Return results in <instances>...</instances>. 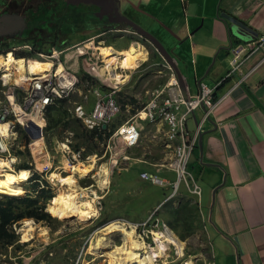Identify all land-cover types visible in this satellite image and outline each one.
<instances>
[{"label": "crops", "instance_id": "obj_1", "mask_svg": "<svg viewBox=\"0 0 264 264\" xmlns=\"http://www.w3.org/2000/svg\"><path fill=\"white\" fill-rule=\"evenodd\" d=\"M110 1L112 12L101 18L102 24L114 21L116 26L111 32L119 40L130 29L126 22L148 29L147 33L165 45L164 51L173 60L183 93L190 99L197 96L200 83L216 88L231 69L232 48L245 44L232 35L231 24L223 14L245 24L256 40L264 37V0ZM88 33L93 37L96 30ZM256 44L244 46L254 50ZM263 60L264 48L255 49L242 70L217 90L220 98L230 94L204 123L190 165L203 191L201 200L183 187L177 202L168 209L169 203L160 209L169 190L162 189L163 195L156 193L148 198L147 192L159 186L140 179V172L151 170L146 164H139L135 175H129L130 170L121 171L115 182L124 195L128 194L123 205L134 223L159 209L158 217L167 223L168 211L188 202L187 214L182 215L184 226H192L191 236L198 230L207 232L213 254L211 264H264ZM17 61L20 60H15V67ZM249 72L247 80L242 81ZM126 76L122 78L125 80ZM205 113V109H199L195 119L188 121L191 132ZM161 129L165 131L164 127ZM155 156L160 159L159 150ZM161 175L174 174L162 171ZM184 226L176 227L177 231L182 230L178 232L181 235L189 233Z\"/></svg>", "mask_w": 264, "mask_h": 264}, {"label": "clouds", "instance_id": "obj_2", "mask_svg": "<svg viewBox=\"0 0 264 264\" xmlns=\"http://www.w3.org/2000/svg\"><path fill=\"white\" fill-rule=\"evenodd\" d=\"M100 21H102V19H100ZM128 23L131 24V25H129L126 23L128 25V28H130V29H127L124 32V34H127V35H125L124 38L130 36L127 39V40H129V44L133 41V43H135V47H137V48L143 47L147 51V60L141 62L140 67L147 64L148 56L150 57V52H151L152 54L155 55V60L153 62L154 66H161L163 68V70L167 72V78H166L167 80L164 84L159 85L161 87H157V88L153 89L151 92H149V97L147 98V100L145 102H143L142 105L136 106L137 99L134 97H132V98L135 99V102H133L132 100H129L128 103H125L124 104L125 110L127 108L130 109L129 110L130 117L127 120L121 121V116L117 115L113 119L111 125L105 124V125H103V129H101V130L100 129H94V130H97L98 132H103L102 135L105 137V140L100 141L98 143H102L104 145L103 153L105 152V150H107V154L109 157V158L106 157L105 159H99V160H98V158L95 157V159L97 161H103V165H106L110 170V183L108 185V188L111 185V174H113L114 172L118 171L120 173L121 171L122 172L128 171L132 166H136L139 164L148 165L151 168V170H145V171L140 172V175H139L140 179H142L143 181L149 182L151 185L159 186L161 188H166L167 190H169L168 193H166V197H165L166 200L164 201V204L160 207V209L163 208V206H165L167 203L177 202V200L180 197L179 194H180L181 188H183V187H185L189 191L190 194L195 195L198 200H201L202 196H203L202 188H201L199 182L194 177V175L190 172L189 166H190L191 160L194 156V152L198 146L199 138L202 135L201 133H203V131L198 135L197 145H196V147L192 153V156L190 158V162L188 165V172L193 176L195 182L201 188V191H202L201 196H198V195L192 193L191 190L189 189V187H187L185 185V183L181 184L180 187L178 188L177 193L174 196H172L173 188L171 186H160L158 184L152 183L149 180H145L141 177V175L143 173H149L151 175H157L161 178H165L171 182H175L177 180V175L172 171H170V172H172L174 174V177H175L174 179H171L168 177H162V175H161L162 171H169V170H167L163 167L156 166V165L163 164V162L166 158L165 157L166 152L168 153V151L166 150L165 145H164L165 135L167 132V126L163 125L161 123L152 124L148 121H143V120H137V121L135 120L134 121L133 118L137 114V112L142 109L143 105L148 101V99L151 97V95L156 90H161L164 87H166L172 81L173 78L179 82L180 88H181V84H180V81H179V79L175 73V69H174V66L172 63L173 60H171L169 58V55H167L164 51L165 45L163 43H160L157 39L155 41L154 40L155 38L152 35H150L149 33H147L148 29L143 28V30H144L143 31L137 26L134 27V25L131 22H128ZM100 24H102V22H100ZM95 30L97 32L96 26H95ZM111 31H112V28L109 29V31H107L106 33H103L100 35L95 34L93 36V38H98V37L100 38L102 36H106V34H108ZM85 32L88 33V31H84V32L78 33V35L85 33ZM151 37L154 38L153 39L154 41L151 40L152 39ZM256 39H257V37L248 43H253V44L257 43L255 49L264 48V37L260 38L258 40H256ZM104 41L105 40L98 41V46L95 45L94 40H93V43H91L92 46L85 45V42H87V41L80 42L78 45L76 43L72 44V42H70V43L63 42V43H59V44L50 45L48 49L40 48L42 50L37 51V50H35V46L32 43H30V41L24 40L21 42V41H19V39L14 38L6 46L0 48V56H6L7 57L9 54H12L16 59H24L27 62H29V61L30 62L40 61V62H44V63H49L51 61H46L45 59H42L41 55H51L53 52H56V51L57 52L64 51V53L62 54V60L64 62V65L67 67H71L75 71H77L78 77L80 79L79 85H81V82H82V85L84 83H86V84H85V89L83 90L84 93H82V98H78V97L72 95V97L70 98L71 102L68 99H59L56 101V103H58L60 101H64L65 106L72 113V115L75 118H77L78 120H80L81 123L84 125V127L90 131V129H88L85 126L83 121L81 119H79L78 117H76V115H75L76 105L81 104L83 106L85 112L88 114L91 113L95 107L96 98L93 95L88 94V88L86 87L87 82L91 83L92 85H95L96 88H100V90L102 91L103 94H107V93L111 92L112 90H114L113 87L116 85H118L120 90H121V86H122L121 83H117V81H114L111 78L106 77V76L103 77L104 78L103 82L97 81V79L95 77H93V75L88 71V67L89 66L91 67V65H92L89 58H92V60L94 59V56H93V54H95L94 52H96V55H99L100 58L102 59V63H103L102 67L105 66V62H104L98 48H100L101 46L112 47V48H114V47L113 46H106V43ZM248 43H245L244 45H248ZM81 44L84 46L83 48L80 47ZM244 45L242 44V45L236 46L235 48H232L231 59H230V68L231 69L228 72V74L225 76V78L216 86V88H211L208 86L210 89L213 90V100L217 104V106H216L217 108L222 103V101H224L230 94V92H227L225 95H223L220 98L217 96V90L223 84L228 82V80H230L232 78L234 73L240 72L242 70L243 65L247 62V60L250 58V56L255 52V49L254 50H248ZM24 46H28V47L24 48ZM132 46H134V45H132ZM159 46L162 47V50L160 49ZM17 47H22V48L18 51H14L13 48H17ZM147 48L149 49L150 52L148 51ZM114 49L117 51H126V49H128V48H125L122 50L121 49L118 50L116 48H114ZM236 51H239L241 53V56H243V58H247L239 70H234L232 68V65H231V61L233 60ZM73 54L76 55L74 60H72ZM156 55H157L158 59H156L157 58ZM80 60H81V63H80ZM262 62H264V60ZM79 63H80V65H79ZM102 67H100V68H102ZM9 69L11 72H13L10 75L14 76V74H18V71L16 69H14L13 66H11V68H9ZM81 70L86 72L89 76H91L92 79L87 80V81H82L80 78V74L82 72ZM158 70H159V68H158ZM97 71L99 72V68H97ZM39 73H40V71H39ZM250 73L251 72H249L247 75L242 77V81H246L247 77L250 76ZM26 76L29 79H31L32 76H35V75H31V74L29 75L27 73ZM9 82L12 83L13 85H15L12 80L6 81V83H9ZM201 84H204V83H200L199 87ZM27 85L28 84L23 83L19 86L23 87V89H26ZM238 85L239 84L233 86V88L231 90L238 87ZM104 87H106L107 89H104ZM120 90L117 91V93L115 94L116 100H117L119 105H120V103L117 99V94H122V93H120ZM181 90H182V88H181ZM182 92H183V90H182ZM86 94H88L87 100L89 99V97H92L94 99L93 100L94 102H91L89 104L84 103L83 98H85ZM87 100H86V102H87ZM11 101L13 102V104H11ZM11 101H7L6 103L8 105L10 104V106H12V109H15L16 103L13 100H11ZM56 103L54 105H56ZM54 105L49 106L47 108V111H46L45 115L43 116V118H40V119H31V117H28L27 115L22 114L19 117L11 116L9 118L2 119L3 121L0 120V125H3V124L8 125L6 132H3L0 130V135L1 134L5 135L7 138H10V139H12L13 137H16L15 145L19 146V148L15 147V148H13V151L10 152V155H11L10 159H7L8 153L2 154V152L0 151V160L3 161V166H4L3 168H1V170H3L4 172H6V171L20 172L22 170H26V171L31 172V177L29 178V180L23 182L21 184V187L23 188V186H25L26 184L27 185L32 184L33 186L30 188L31 190L29 191V193L31 192L29 195H32V196L37 194L38 191H40V190H43V189L50 190L49 185H53V184L47 178V176L49 174L51 175L53 172H57L61 176H64V177H66L70 174V171L68 169H66L65 173H63V174L60 173V169H63V167H65V165L63 163H64V161H66V159L63 157V153L66 150V145H67V144H63V143H65L64 140H65L66 136H69L70 134H72V143L70 144L72 151L79 152L82 149L85 150L84 155H83L84 160L81 159L77 163L81 162L84 164H88L92 159L91 155L101 156L103 154L102 152L96 153L97 149H96V151L90 153V152H88V149L86 147H81L79 150H75L72 146L73 143H76L75 142V133L73 131H70L67 129H62V128H60L59 130H57L55 132L49 131L48 130V112H49V109ZM122 108H123V106H122ZM203 109H205L207 111V108L204 107ZM121 111H122V109H121ZM193 118L195 119V115ZM129 120H132L131 122H133V124H134V129L136 130V134L138 137V142L135 144H133V142H131V144H129L128 143V136H125L124 132L120 133L121 128H122L121 126L124 125ZM43 121L45 122V124L42 126ZM141 125H142V127H139ZM197 125H198V123H197ZM161 127H164L165 131H163L161 129ZM188 129H189V127H188ZM58 131L61 132V134L64 136V138L60 139L57 136ZM38 132H40L39 136H38ZM116 132L118 133V135L120 137H118V138L114 137V134ZM190 132H191V130H190ZM195 132H196V129H195V131H193L191 133H195ZM49 135L51 138V142L49 140H45V138H48ZM39 139L43 140V143H44L43 147H38L37 141ZM54 139H58L57 142L54 141ZM46 141L48 144L46 143ZM108 141L113 143L114 148H113L112 153L110 151H108V149L106 148ZM146 143H147L148 149L146 148ZM56 144L58 147H56ZM154 144H156V145H154ZM151 145L154 148L151 149ZM139 150H141V151L138 154ZM156 150H159V152L161 153L160 159L155 158L156 157L155 156ZM35 151H39L43 157H41L40 159H36ZM52 154H55L56 158H55V156H52ZM110 156L112 158V161L110 159ZM124 157H128L129 159H124ZM11 159H13L14 162H12ZM46 165L50 166L49 171H46V167H45ZM91 175L93 176V174H90L88 177L80 178V179H79V177H77V181H78L77 183L81 187L83 186L82 187L83 189L85 186H87V187L90 186V185H86V184H87V181L92 178ZM36 184L38 186H36ZM108 188L106 190H103V191L99 190L98 188H95V190L97 191L98 194L101 193L104 195L103 207H104V199L107 196ZM55 196H56V193L52 194V198L50 200H48V202L45 204V211L49 215H50V213L47 212V207H48L50 201ZM104 209L100 215L97 213V216L95 218H97V219L100 218L104 212ZM158 211H154L150 215L151 216L150 218H155L156 222H158L160 224L163 221L158 217V215H157ZM122 222H124L126 224V226H128V227L132 225L126 221H122ZM146 223H148V222H146ZM146 223H136V224H134L135 225L134 227L136 228V225L146 224ZM163 225L165 226V228H167V226H168L164 222H163ZM78 264H80V262Z\"/></svg>", "mask_w": 264, "mask_h": 264}, {"label": "rangeland", "instance_id": "obj_3", "mask_svg": "<svg viewBox=\"0 0 264 264\" xmlns=\"http://www.w3.org/2000/svg\"><path fill=\"white\" fill-rule=\"evenodd\" d=\"M100 2H102V5H100ZM59 3L63 5L69 4L67 10L70 11H74L75 7H78L79 4L84 8L85 14L87 16V20L97 25L100 24L101 18L107 16V13L109 11L112 12V9L109 8L111 4L110 0H58V4H55L57 10H60ZM69 24L71 23L69 22ZM103 24L105 25L104 22ZM129 37H126L121 40H119L118 39L119 37L116 35L93 38L89 33L85 32L76 36V38L73 39L72 44L76 43L78 45L80 42L87 41L85 42V45L90 44V46H92L91 43H93L94 40L95 45L98 46V41H101L102 39L106 41L108 39H112L115 42V45L117 41H119L117 45L122 49L128 48L126 49V51H129L135 48V43H133V41L129 44V40H127ZM106 41L104 42L106 43ZM80 47L83 48L84 46L81 44ZM102 48L105 49L110 47L101 46L100 48H98L100 53H102L103 50ZM121 52H125V51H121ZM121 59L118 58L120 62V66H119L120 70L118 69V75L121 76V78L124 77L125 75L127 76L129 75L128 81L125 84H122L121 86L120 93L122 94H117V99L122 109L121 113L118 114V116H121V121H125L130 117L129 114L130 109L127 108L125 110L124 104L128 103L129 100H131L132 97H134L137 99L136 106L142 105L143 102H145L149 97V92L157 88L156 86L162 85L166 82L167 72L164 71L161 66H154L153 62L155 60V55L152 54L151 52H150V57L148 56L147 64L142 67H140L139 65L136 68H134L136 70L131 69L132 71L130 70L131 61L129 59L127 60L123 58ZM140 59L141 62L147 60V51L144 48H143V53L140 55ZM102 68H99L100 75L108 77V75L103 72ZM158 68L160 71L161 70L162 71L160 72ZM85 84L86 83L82 85L81 82V85H79L78 90L73 95L78 98H82V93H84L83 90L85 89ZM86 100L87 98H83V101L86 104L94 102L93 101L94 99L92 97H89L87 102ZM57 136L60 139L64 138V136L61 134L60 131L57 132ZM45 140H49L51 142L50 135L48 136V138H45ZM57 140L58 139H54V141L56 142ZM56 147H58L57 144ZM146 148L148 149L147 143H146ZM152 148L154 147L151 145V149ZM96 149H97V151L95 150L96 153H100V152L103 153L104 145L102 143H98L96 145ZM36 152L38 151H35V154ZM38 153L40 155L39 158L43 157L40 152ZM52 156H55L56 158L55 154H52ZM91 157L92 159H95V156L91 155ZM97 162H98L97 163L98 166L103 165V161H97ZM63 164L66 166V161H64ZM191 164H192V160L190 165ZM138 167H139L138 165L132 166L129 169L130 171H132L131 173H129V175L138 174V170H136ZM66 168L69 169L70 167L66 166L65 169ZM189 170L193 174V171L191 170L190 166H189ZM56 174L60 175L57 172ZM71 176L72 175L69 174L66 177L64 176L61 177L67 178ZM75 177L76 176H74V178ZM119 177H120V173L118 171L111 174V185L109 186L107 190L108 191L107 196L104 199V208H105L104 212L102 216L98 219L94 218L97 215L90 217V221H82L79 218H73L69 221L68 220L61 221L59 217L54 216L50 211V207L53 205V202L56 200L58 194L57 192L59 191L60 186L54 184L53 180H49L53 184V185H49L51 193L52 194L56 193V196L50 201L47 207V211L50 213V216L53 218V220L50 222L48 221L43 222V221H36L35 219L24 218L18 223L13 224L11 229L17 237L16 242L13 244V246H10L8 248H4L0 245V264H77L79 263V261L80 264H109L107 257H101L93 261L97 252L90 249V245H91L90 243L92 238H94L95 235L100 230H102V228H104L108 223L116 220H118L119 222L126 221L129 224H132L133 226H135L134 224L136 223L148 222L146 224H143V226L140 229H136V232L139 235L140 240L142 242L144 241L148 247H154L155 243L153 241L154 236L152 232L158 229L164 230L165 226L163 225V222L159 224L158 222H156L155 218H150L151 217L150 214L147 215V217L143 218V221L141 222L134 223L130 221L131 218L129 219L127 217L128 212L126 210V207H124L123 205V203L127 199L128 194L124 195V192H122L121 189L117 188V185L115 184L116 180L120 179ZM170 177L174 179V175H169L168 178ZM86 185H94L92 191H96L95 188H98L100 190L99 185L97 184L95 178H91L90 180H88ZM32 186H33L32 184H28V185L26 184L25 186H23V190L25 193L17 197H12L7 194H0V200H4L6 198H14V199L24 198L31 193V192L29 193V191L31 190L30 188ZM162 189H166V188L156 187L148 191L146 195L149 196L148 197L149 199L153 198L154 194L156 193L159 195H163L164 192ZM91 194L93 195V193ZM97 195L99 196L101 195V193L99 194L97 193ZM92 198L95 199V202L96 199H98L96 197H92ZM28 220L29 221L32 220L31 224L33 225L31 226L34 228L33 232H30L25 227V221ZM103 220L107 221L105 223L106 225L101 224L97 226V224ZM167 228L170 229L175 235L178 243L183 248V253L179 254L178 247L176 246L174 247V245H169L168 246L169 250L167 251L166 257L156 260L154 264H187L188 262L190 264H211V261L213 260V254L210 249V243L208 241V235L206 231L198 230L194 233V235L190 236L185 241H183L179 237V233H182L181 229L175 232L170 227L167 226ZM108 236L105 237L109 239L114 246L118 247L123 244L122 243L123 236L121 232H116ZM109 251L110 250H106L105 252H109ZM142 252H144V250ZM135 264H140V263H135Z\"/></svg>", "mask_w": 264, "mask_h": 264}, {"label": "built area", "instance_id": "obj_4", "mask_svg": "<svg viewBox=\"0 0 264 264\" xmlns=\"http://www.w3.org/2000/svg\"><path fill=\"white\" fill-rule=\"evenodd\" d=\"M28 46H24L27 48ZM22 47L13 48L14 51L20 50ZM30 48V47H29ZM64 51L53 52L51 55H41L42 59L51 61V70L42 73H38L32 76L31 83L26 86V89L19 85H13L12 83H6L4 76L10 75L13 72L7 67V65H0V120L9 118L11 116L19 117L22 114L31 117V119H40L45 115L47 108L54 105L59 99H68L77 91L80 83L77 71L71 67L64 65L62 60V54ZM88 53V52H87ZM93 54L94 59L89 58L92 65L88 67V71L97 79V81L104 80V76H101L97 71V68L102 67V59L96 52ZM247 58H243L239 51L235 52L234 58L231 61L232 68L239 70L244 61ZM93 66V67H92ZM95 79V80H96ZM88 94L93 95L96 98V104L91 113H86L83 106L76 105L75 115L83 121L85 126L90 129H103V125H111L113 119L121 113V106L118 104L115 94L120 90L119 86H114V90L107 94H103L100 88H96L95 85L87 82ZM85 95V98L88 97ZM13 100L16 103L15 109H12L7 101ZM11 104L13 102L11 101ZM217 104L213 100V90L207 85L201 84L199 87L198 95L195 98H187L179 85V82L174 78L163 89L156 90L148 101L143 105L142 109L134 116V121L143 120L152 124L161 123L167 126V132L165 135V148L168 151L165 155L163 164L156 165L163 167L169 171L174 172L177 175V180L171 182L165 178H161L157 175H151L149 173H143L141 177L145 180H149L154 184L160 186H171L173 188L174 196L181 184L185 183L192 193L201 196V188L195 182L193 176L188 172V165L192 153L197 145L198 135L203 131V125L208 120L210 114L215 111ZM207 108V111L200 123L196 127V132L191 133L188 129V121L192 119L195 113L202 108ZM129 120L121 127V132L128 136V143L133 144L138 142L136 130L134 124ZM114 137H120L116 132ZM137 137V138H136ZM16 137L12 139L7 138L5 135H0V151L2 154L8 153L10 159V152L13 148L18 147L15 145ZM65 143L66 150L63 153V157L66 159L69 166H73L79 160H84V149L79 152L72 151L70 144L72 143V134L66 136ZM106 148L112 153L113 143L108 141ZM96 158L105 159L108 157L107 150L101 155H95ZM112 161V158L110 156ZM124 159H129L124 157ZM14 162L13 159H11ZM46 171H49L50 166L46 165ZM66 169H60V173H65ZM94 185L85 186L84 190L89 194L83 195L82 199H92L95 195H92V188ZM103 197L101 194L96 199L95 207L97 213L100 215L103 211ZM143 224L136 225V229H139ZM80 262V261H79ZM78 264V263H77Z\"/></svg>", "mask_w": 264, "mask_h": 264}, {"label": "bare ground", "instance_id": "obj_5", "mask_svg": "<svg viewBox=\"0 0 264 264\" xmlns=\"http://www.w3.org/2000/svg\"><path fill=\"white\" fill-rule=\"evenodd\" d=\"M87 46H90V44ZM142 53V47H135L132 50L125 52L117 51L112 47L105 48L101 53L103 60H105V66L102 68L103 72L106 73L112 80L122 84L129 79V75L125 77V80L118 75V69L120 66L118 58L126 60L129 59L131 61V70L140 65V55ZM15 60L17 59L12 54H9L7 57L0 56V65L4 64L9 68L13 66L14 69L18 71V74H14L13 77L12 75L4 76L6 81L12 80L15 85L31 83L33 80L26 76L27 73L29 75H36L39 71L46 73L50 71L52 67L51 62H27L24 59H19L20 61L16 62V68ZM44 124L45 122L43 121L42 126ZM7 127V124L0 125V130L6 132ZM37 145H39V147H43V140L39 139ZM38 152H36L35 156L40 159ZM97 163L96 159H91L88 164L79 162L73 166H69L70 168L68 170L73 177L64 178L57 175L56 172L52 173V176L50 174L47 176L48 180H53L54 184L60 186V189L57 192L58 194L56 200L50 207V211L54 216L59 217L61 221H69L73 218H79L82 221H90V217L97 215L95 199H82L83 195L87 197L86 194H89V192L87 193L84 191V189L77 183V177L80 179L93 174L92 178L96 179L100 190H106L110 183V170L106 165L98 166ZM66 166L68 167L67 162ZM3 167V161L0 160V194H7L12 197L23 195L25 192L21 187V184L29 180L31 172L26 170H22L20 172H4L1 170ZM74 176L76 177L74 178ZM92 193L96 198H98L96 191H92ZM31 223L32 220L25 221V227L30 232H33L34 228L31 226L33 225ZM116 232H121L123 236V244L118 247L114 246L112 242L105 237ZM152 234L154 236L153 241L155 246L148 247L144 241L142 242L140 240V237L136 232V228L133 225L128 227L124 222H119L118 220L112 221L102 228V230H100L91 240L90 249L97 252L93 261L101 257H107L109 264H154L156 260L166 257L169 245L178 247L179 254L183 253L182 246L178 243L175 235L170 229L164 228V230H154ZM106 250L110 251L105 252ZM143 250L144 252H142ZM187 264L190 263L188 262Z\"/></svg>", "mask_w": 264, "mask_h": 264}, {"label": "trees", "instance_id": "obj_6", "mask_svg": "<svg viewBox=\"0 0 264 264\" xmlns=\"http://www.w3.org/2000/svg\"><path fill=\"white\" fill-rule=\"evenodd\" d=\"M56 2V3H55ZM58 4V0H50L48 6L51 4ZM60 10L56 8L50 9L49 7H43L41 10L30 12V20L36 22L38 26L46 28L51 27L50 33L57 35L60 33V36L65 38V41L70 43L73 42V38L78 36V33L84 31L95 30V34L100 35L113 29L115 25L114 21H108L107 24H93L87 20L85 10L82 6L78 4V7H75L74 11L67 10L69 4L63 5L59 3ZM44 5V4H43ZM42 5V6H43ZM71 5V4H70ZM100 5L102 3L100 2ZM94 10V9H93ZM69 22L71 24H69ZM129 24L128 22H126ZM131 25V24H129ZM28 33H20L18 37L13 36V39H19V41H24ZM116 35V33L109 32L106 36ZM103 40V39H102ZM106 41V40H105ZM117 45V44H116ZM115 42L112 39L106 41V46H113L116 49H121L118 45L116 46ZM148 45V44H147ZM40 46H35V50L39 51ZM125 49V48H123ZM157 57V55H156ZM158 59V57L156 58ZM82 81L91 80L92 77L89 76L86 72L82 71L80 74ZM104 89H107L104 87ZM135 102V99H131ZM62 129H67L75 133V142L72 146L75 150H79L81 147H86L88 152H94L96 150V145L100 141H104L105 137L102 135L103 132H98L97 130H87L80 120L75 118L72 113L65 106L64 101L56 103L52 106L48 112V130L55 132ZM36 186H38L36 184ZM52 198V193L50 190H40L34 196L28 195L21 199L6 198L0 200V245L4 248L13 246L16 242V235L12 231V225L18 223L24 218L35 219L36 221L50 222L53 218L46 213L45 204ZM167 205V204H166ZM166 205L163 208H166ZM171 203L168 204L167 209L170 207ZM189 207L188 202L181 203L180 206L174 210H169V219L167 225L177 232L178 226H184V220H182V215L187 214V209ZM171 208H173L171 206ZM107 221H100L98 225L104 224ZM186 227L187 235L179 234L180 239L185 241L191 236V233L194 231L192 226Z\"/></svg>", "mask_w": 264, "mask_h": 264}, {"label": "flooded vegetation", "instance_id": "obj_7", "mask_svg": "<svg viewBox=\"0 0 264 264\" xmlns=\"http://www.w3.org/2000/svg\"><path fill=\"white\" fill-rule=\"evenodd\" d=\"M49 1L50 0H0V48L10 43L13 40V36L18 37L20 33L23 32L29 34L24 37L25 40L33 42L34 46H40L39 49H48L50 45L66 42L65 38L60 36V33L57 35L50 33L52 26L43 28L38 26L36 22L30 20L29 15L32 11L36 12L43 7L55 9L54 3L48 6ZM16 18H20L27 25H34V27L31 29L22 28L20 30L4 24L5 21H13Z\"/></svg>", "mask_w": 264, "mask_h": 264}, {"label": "water", "instance_id": "obj_8", "mask_svg": "<svg viewBox=\"0 0 264 264\" xmlns=\"http://www.w3.org/2000/svg\"><path fill=\"white\" fill-rule=\"evenodd\" d=\"M225 19V21L229 24H231V31H232V35L234 37H236L237 39H239L241 42L244 43H248L252 40H254L256 38V35L251 31V29H249L246 25H244L243 23L239 22L238 20H236L235 18H233L232 16L223 14L222 15ZM5 25L7 26H12L16 29H22V28H28L31 29L34 27V25H27L23 20H21L20 18H16L15 20L11 21H5L4 22ZM168 29V28H167ZM143 30V29H141ZM140 30V31H141ZM144 31V30H143ZM168 31H170L168 29ZM152 38V37H151ZM152 38V41H156V39ZM160 49L162 50V47L159 46ZM40 135V132H38V136Z\"/></svg>", "mask_w": 264, "mask_h": 264}]
</instances>
